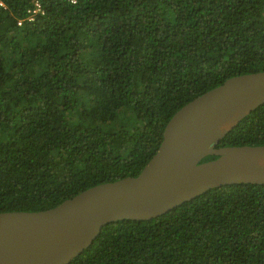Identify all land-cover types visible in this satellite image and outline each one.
Listing matches in <instances>:
<instances>
[{
	"label": "trees",
	"instance_id": "16d2710c",
	"mask_svg": "<svg viewBox=\"0 0 264 264\" xmlns=\"http://www.w3.org/2000/svg\"><path fill=\"white\" fill-rule=\"evenodd\" d=\"M260 71L264 0H0V213L137 176L179 109ZM242 145H264V104L218 144ZM69 264H264V184L113 221Z\"/></svg>",
	"mask_w": 264,
	"mask_h": 264
},
{
	"label": "water",
	"instance_id": "95a60500",
	"mask_svg": "<svg viewBox=\"0 0 264 264\" xmlns=\"http://www.w3.org/2000/svg\"><path fill=\"white\" fill-rule=\"evenodd\" d=\"M264 104V71L233 76L167 123L137 176L97 184L40 211L0 213V264H69L107 224L149 220L228 184H264V145L218 144ZM209 155L217 158L203 161Z\"/></svg>",
	"mask_w": 264,
	"mask_h": 264
},
{
	"label": "built area",
	"instance_id": "2783aa9c",
	"mask_svg": "<svg viewBox=\"0 0 264 264\" xmlns=\"http://www.w3.org/2000/svg\"><path fill=\"white\" fill-rule=\"evenodd\" d=\"M72 3H76L77 0H69ZM43 13V9H42V5L39 1H36L34 4V8L33 9H29L28 10V17L27 19L29 20H33L35 18V16L37 15V13L41 12ZM23 19L19 21V24H22Z\"/></svg>",
	"mask_w": 264,
	"mask_h": 264
}]
</instances>
